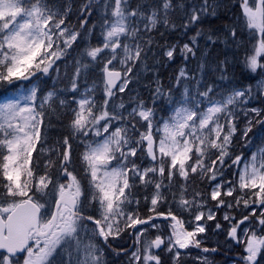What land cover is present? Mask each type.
Here are the masks:
<instances>
[{"label": "snow or ice", "instance_id": "obj_1", "mask_svg": "<svg viewBox=\"0 0 264 264\" xmlns=\"http://www.w3.org/2000/svg\"><path fill=\"white\" fill-rule=\"evenodd\" d=\"M0 264H264V0H0Z\"/></svg>", "mask_w": 264, "mask_h": 264}, {"label": "rangeland", "instance_id": "obj_2", "mask_svg": "<svg viewBox=\"0 0 264 264\" xmlns=\"http://www.w3.org/2000/svg\"><path fill=\"white\" fill-rule=\"evenodd\" d=\"M221 259V257H218V261Z\"/></svg>", "mask_w": 264, "mask_h": 264}, {"label": "trees", "instance_id": "obj_3", "mask_svg": "<svg viewBox=\"0 0 264 264\" xmlns=\"http://www.w3.org/2000/svg\"><path fill=\"white\" fill-rule=\"evenodd\" d=\"M217 260H218V257H217Z\"/></svg>", "mask_w": 264, "mask_h": 264}]
</instances>
